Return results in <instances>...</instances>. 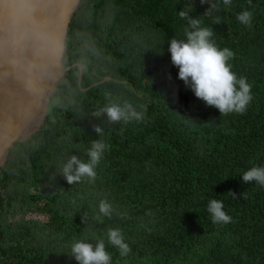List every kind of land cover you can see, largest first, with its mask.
<instances>
[{
	"label": "trees",
	"instance_id": "trees-1",
	"mask_svg": "<svg viewBox=\"0 0 264 264\" xmlns=\"http://www.w3.org/2000/svg\"><path fill=\"white\" fill-rule=\"evenodd\" d=\"M183 8L234 52L232 70L253 85L245 113L221 116L178 78L168 41L185 38ZM244 10L253 13L251 27L237 20ZM61 63L74 66L53 90L41 127L14 143L0 167V264H77L74 241L106 240L116 227L131 252L121 257L106 245L112 264H264V187L241 176L264 166V0L230 7L223 0H79ZM106 94L138 111L143 105L144 121L94 117ZM96 139L111 147L95 182L69 185L63 163L71 155L87 160ZM105 198L114 213L101 222L95 217ZM212 199L223 202L230 223H212Z\"/></svg>",
	"mask_w": 264,
	"mask_h": 264
},
{
	"label": "clouds",
	"instance_id": "clouds-1",
	"mask_svg": "<svg viewBox=\"0 0 264 264\" xmlns=\"http://www.w3.org/2000/svg\"><path fill=\"white\" fill-rule=\"evenodd\" d=\"M200 2L203 4L208 0H200ZM248 2L251 6V0ZM223 4L230 7L232 0H223ZM210 8H217V5L210 4ZM177 14L179 18L187 20V27L184 29L185 38L178 39L175 36L168 41L171 62L179 69L178 78L191 88L198 99L208 106L217 108L221 116L245 113L253 99V85L246 77H238L232 70L233 65L230 61L235 55L234 52L227 47L220 48L213 39L215 35L213 29L202 26V21L192 17L190 10L183 8ZM237 20L246 27H251L253 13L244 10L237 15ZM219 23L221 22L217 19L215 24ZM106 98L108 103L95 111L92 114L94 117L106 116L113 124L121 121L125 124L144 121L147 109L143 105L139 106L141 110L138 111L137 107L127 100L121 104L113 101L110 94H106ZM94 131L99 136H103L101 127L96 126ZM110 147L111 145L104 139H96L90 142L86 152L87 160L71 155L61 169L67 183L77 184L85 179L94 183L97 178V168ZM241 176L244 183L255 182L264 187V166L253 165ZM228 195L233 199L237 198L234 192H229ZM98 211L99 215L95 219L102 222V218L111 219L114 206L108 199H101ZM207 211L214 224H228L232 221V217L224 211L221 200H210ZM106 245L116 248L121 257H126L131 252L122 229L116 227L107 229L106 240L97 238L95 242L87 239L74 241L71 245V257H74L77 264H112V254L107 250Z\"/></svg>",
	"mask_w": 264,
	"mask_h": 264
},
{
	"label": "water",
	"instance_id": "water-1",
	"mask_svg": "<svg viewBox=\"0 0 264 264\" xmlns=\"http://www.w3.org/2000/svg\"><path fill=\"white\" fill-rule=\"evenodd\" d=\"M79 0H0V167L37 131L64 72L61 59ZM81 66L78 65V82ZM104 80H107L105 78Z\"/></svg>",
	"mask_w": 264,
	"mask_h": 264
}]
</instances>
